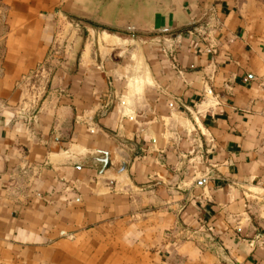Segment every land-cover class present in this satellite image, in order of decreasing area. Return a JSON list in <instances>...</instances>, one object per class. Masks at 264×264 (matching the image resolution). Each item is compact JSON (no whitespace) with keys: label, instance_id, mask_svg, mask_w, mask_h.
I'll return each mask as SVG.
<instances>
[{"label":"crops","instance_id":"1","mask_svg":"<svg viewBox=\"0 0 264 264\" xmlns=\"http://www.w3.org/2000/svg\"><path fill=\"white\" fill-rule=\"evenodd\" d=\"M61 5L110 40L43 80ZM0 21V264H264V0H0Z\"/></svg>","mask_w":264,"mask_h":264},{"label":"rangeland","instance_id":"2","mask_svg":"<svg viewBox=\"0 0 264 264\" xmlns=\"http://www.w3.org/2000/svg\"><path fill=\"white\" fill-rule=\"evenodd\" d=\"M74 1V0H68ZM69 4V3H68ZM57 16L52 20V30H51V39L50 46L51 49L49 54L43 63V65L39 68L37 74L41 75L42 79L45 80L50 75H53L56 71L61 69V66L64 60H67L72 55L73 58L77 55V52L81 49V46H101V38L104 39L106 43H109L110 37L104 34H95L91 31H86V28H90L88 24L75 18L74 16L66 13L64 9V5H61L57 8ZM0 39L3 36L5 31L3 21H0ZM99 33H104L99 28ZM112 32V30H107ZM151 37H172L173 34H164V35H155L150 34ZM0 42H2L0 40ZM41 80V81H43ZM44 84V83H43ZM42 83L35 84V88L33 91L29 92V95L35 93L37 94L39 90L42 89Z\"/></svg>","mask_w":264,"mask_h":264},{"label":"water","instance_id":"3","mask_svg":"<svg viewBox=\"0 0 264 264\" xmlns=\"http://www.w3.org/2000/svg\"><path fill=\"white\" fill-rule=\"evenodd\" d=\"M91 22L96 23L94 20H91ZM104 26H106L108 28H118V29H121V30L131 31V32H135L136 31L133 28H121V27L119 28V27H114V26L106 25V24H104ZM101 163L103 164V168H105V166L107 165V160H106L105 157L101 160Z\"/></svg>","mask_w":264,"mask_h":264},{"label":"bare ground","instance_id":"4","mask_svg":"<svg viewBox=\"0 0 264 264\" xmlns=\"http://www.w3.org/2000/svg\"><path fill=\"white\" fill-rule=\"evenodd\" d=\"M103 37H104V36H103ZM105 37H106V36H105ZM105 37H104V38H105ZM102 39H103V38H102Z\"/></svg>","mask_w":264,"mask_h":264}]
</instances>
